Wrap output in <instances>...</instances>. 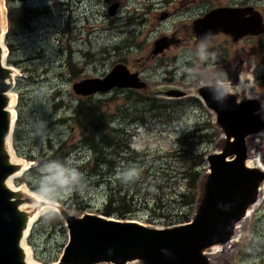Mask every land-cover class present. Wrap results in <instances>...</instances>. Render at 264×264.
Segmentation results:
<instances>
[{"label": "rangeland", "instance_id": "374dc122", "mask_svg": "<svg viewBox=\"0 0 264 264\" xmlns=\"http://www.w3.org/2000/svg\"><path fill=\"white\" fill-rule=\"evenodd\" d=\"M112 2H117L118 7L109 14L108 6ZM13 3L20 11L17 27L7 38L10 52L3 38L9 58L6 63L14 71L19 70L12 89L17 94L15 109L19 119L15 123L17 134L11 137V143L19 162L27 163V168L13 182L44 195L72 213H100L104 198L103 185L74 195V190L79 189V178L65 186L48 180V168L53 163L71 172L89 155L84 147L69 148L66 154L65 149H59L63 141L76 142L79 138L78 127L70 119L81 96L72 89L75 80L103 75L116 62H122L130 71H138L146 82V86L135 91L147 93L154 100L171 103L176 99L182 104L166 120L148 114L146 123H130L129 118L118 116L111 122L130 131L132 147L143 152L141 156L146 163L153 165L166 161V150L177 147L180 135L189 128L202 127L203 133H211L199 142V150L204 148L208 153L219 149L221 130L212 111L195 95L197 85L221 82L233 89L229 87L242 80L244 89L233 90L264 97V32L233 40L229 33L219 31L210 40H203L196 36L192 23L209 9L246 5L257 9L264 21V0H13ZM172 6L181 7L175 16L168 13ZM174 88L186 94L168 96V90ZM126 90V87L112 88L93 96L122 95ZM164 100L163 103H168ZM123 101L117 98L106 103H109L108 109L120 115L117 106ZM249 146L251 164L259 162L264 166V133L251 137ZM130 171L136 175L139 168L131 166ZM166 173L164 177L147 174L146 178H139L141 192L150 196L154 182L160 178L163 185L171 184L172 172L166 170ZM257 202L251 217H244L239 224L237 240L225 246L216 245L220 248L217 252L210 249L212 264H264L262 188ZM54 211L41 214L43 218L36 223L32 244L25 240L40 264L57 260L67 242L66 228L56 223L52 217ZM57 216L62 220L58 213ZM130 219L154 226L172 225L158 224L164 219L150 216L145 207L133 212Z\"/></svg>", "mask_w": 264, "mask_h": 264}, {"label": "water", "instance_id": "95a60500", "mask_svg": "<svg viewBox=\"0 0 264 264\" xmlns=\"http://www.w3.org/2000/svg\"><path fill=\"white\" fill-rule=\"evenodd\" d=\"M117 7L118 3L112 2L108 13ZM192 23L196 36L203 40H210L219 31L229 33L233 40L264 31L261 13L251 5L216 7ZM6 28L5 10L0 8V264H32L23 243L44 201L8 183L22 164L11 154L17 115L15 107H9L15 71L5 59ZM144 86L138 71H130L122 62H116L103 75L72 83L73 91L81 96L113 87ZM194 93L212 111L222 136L219 149L204 156L207 169L200 179L191 221L154 226L101 213L76 214L57 205L55 211L64 222L68 240L52 264H212L210 249L225 246L235 237L247 211L261 198L264 167L249 164L248 158L249 139L264 133V97L228 89L221 82L201 83ZM185 94L175 88L167 92L170 97Z\"/></svg>", "mask_w": 264, "mask_h": 264}, {"label": "trees", "instance_id": "16d2710c", "mask_svg": "<svg viewBox=\"0 0 264 264\" xmlns=\"http://www.w3.org/2000/svg\"><path fill=\"white\" fill-rule=\"evenodd\" d=\"M5 4L7 9L5 40L10 52L11 44L7 38L17 27L16 18L20 8L14 5L13 0H5ZM6 61H9L8 55ZM117 98L124 99L117 106L120 115L108 109L109 103H106ZM163 100L151 99L147 93L137 92L135 88H127L122 95L109 97L93 94L78 96L70 119L78 127L79 138L76 142L63 141L59 146V149H65V154L69 148L79 150L80 147L86 148L89 154L79 166L74 167L80 174L79 189L74 190V195H77L78 191L80 194L84 189L103 185L102 209L98 212L104 215L125 219L130 218L140 207H145L150 216L164 219L163 222H158L161 225L177 224L191 218L199 195L200 179L206 170L204 159L206 151L204 148L199 150L198 144L204 135L209 137L211 133L209 131L203 133L202 127L187 129L180 135L178 146L164 153L166 161L153 165L146 163L145 158L141 156L143 152L132 147L130 141L132 134L129 130L111 124L117 116L129 118L130 123H146L148 114L152 118L166 120V117H171L182 106L176 99L171 100V103L168 100H164L168 103H163ZM18 119L17 115L16 122ZM16 134L14 126L12 137L14 138ZM131 166H137L139 172L127 179L126 174L129 173ZM151 167L155 169L150 171ZM166 170L172 172L169 177H173V182L163 185V178L157 179L150 196H145L141 192L143 186L138 185L139 178L144 179L147 174L164 177V174H167ZM145 190L149 193L148 187ZM52 214L55 215L52 217L57 224L64 225L55 211ZM42 218L43 215H40L33 223L26 237L27 242L32 244L31 237L36 223ZM148 221L156 222L149 218Z\"/></svg>", "mask_w": 264, "mask_h": 264}, {"label": "bare ground", "instance_id": "6f19581e", "mask_svg": "<svg viewBox=\"0 0 264 264\" xmlns=\"http://www.w3.org/2000/svg\"><path fill=\"white\" fill-rule=\"evenodd\" d=\"M2 1H3V0H0V8H1L2 11L4 12V5H3ZM4 25H5V18H4V15H3V26H4ZM18 75H19V70L15 69V77H14V79H16V77H17ZM239 77H240V76H239ZM241 79H243V76H241ZM244 83H245V82H244ZM229 88H233V89H239V88H242V89H244V88H243V85H242V80H241V82H240V80H239L236 86H234V87L231 86V87H229ZM10 95H11V101H10L9 107H10V108H13L14 105H15V94H14V93H10ZM259 139H260V138H259ZM251 148H252V146H251ZM11 154H12V157H13V159H14L15 161H17V162L21 161V160H19V158H18V156L16 155V153L13 151L12 147H11ZM248 162L251 164V161H250L249 159H248ZM253 162H254V161H253ZM256 164H257V165H260L259 162H257ZM260 166H262V165H260ZM26 168H27V163H26V161H23V163H22V169L19 170L17 174H19L21 171H23V170L26 169ZM17 174H15V175H13L12 177H10L9 180H8V183H9L12 187H14V188H24V189H27V191H28L29 193H31V194L37 199V201L44 200L45 203L43 202V204H42V206L40 207V210H39V211L41 212V214L47 212L48 210H52V209L54 210V209L56 208V205H58V204H56L55 201H50V200L47 199L44 195H42V194H38L37 192H35V191H33V190H30V189H28L27 187H23L22 185L17 186V185L13 182V178H14ZM261 188L264 189V183L262 184ZM258 203H259V202H256V203H255V204H254V205H253V206L247 211L245 218H247L248 216H250V215L253 213V211H254V209L257 207ZM250 217H251V216H250ZM234 240H237V235L232 239V241H234ZM239 240H240V239H239ZM239 243H240V242H239ZM23 245H24L25 250H26V258H27V260H28L29 262H31L32 264H40L39 261L36 260V259L33 257L32 253H31V250H30V247H29L26 243H23ZM219 249H220V248H219L218 246H213V247L211 248V251H212V252H217Z\"/></svg>", "mask_w": 264, "mask_h": 264}, {"label": "clouds", "instance_id": "9594fccd", "mask_svg": "<svg viewBox=\"0 0 264 264\" xmlns=\"http://www.w3.org/2000/svg\"><path fill=\"white\" fill-rule=\"evenodd\" d=\"M48 171L50 173L48 180L60 186H65L78 180L80 175L75 170L69 172L63 166L56 163L50 165ZM133 174L134 173L130 171L126 174V178L130 179Z\"/></svg>", "mask_w": 264, "mask_h": 264}, {"label": "flooded vegetation", "instance_id": "af4514ba", "mask_svg": "<svg viewBox=\"0 0 264 264\" xmlns=\"http://www.w3.org/2000/svg\"><path fill=\"white\" fill-rule=\"evenodd\" d=\"M181 9V7H178V8H175V7H170V8H168V13H169V16H175V15H177V13H178V10H180ZM210 10V9H209ZM207 11H205V13H206ZM163 14H166L167 12H162ZM161 13V14H162ZM203 15V14H202ZM260 34H262V33H260ZM252 35V34H251ZM239 63H243V61H241L240 60V62ZM140 75V74H139ZM140 78H141V76H140ZM142 79V78H141ZM116 88H119V87H113V89H116ZM121 88V87H120ZM126 88H130V87H126Z\"/></svg>", "mask_w": 264, "mask_h": 264}]
</instances>
